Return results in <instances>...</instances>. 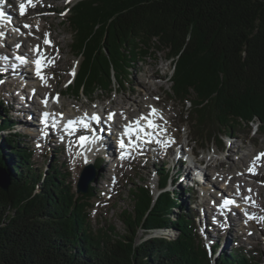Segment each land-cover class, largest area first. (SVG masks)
Instances as JSON below:
<instances>
[{"label":"trees","instance_id":"trees-1","mask_svg":"<svg viewBox=\"0 0 264 264\" xmlns=\"http://www.w3.org/2000/svg\"><path fill=\"white\" fill-rule=\"evenodd\" d=\"M70 10L72 49L83 58L71 96L124 87L133 62L167 52L170 96L189 102L200 149L222 147L223 134L232 137L254 120L264 134V0H79ZM13 124L0 114V132ZM18 136L9 132L0 145V166L12 180L0 188V264H264V251L242 246L214 257L218 244L209 252L194 205L185 208L166 188L167 164L157 197L148 183L130 187L132 206L120 214L125 232L95 228L94 179L78 193L57 164L34 167L35 152ZM161 228L177 237L152 234ZM141 229L151 235L138 242Z\"/></svg>","mask_w":264,"mask_h":264},{"label":"rangeland","instance_id":"rangeland-1","mask_svg":"<svg viewBox=\"0 0 264 264\" xmlns=\"http://www.w3.org/2000/svg\"><path fill=\"white\" fill-rule=\"evenodd\" d=\"M16 1L17 0H11V6L15 5V8L17 9L16 11L20 12V7L17 5ZM33 1L36 3L35 8L29 11L28 16L22 18V22L24 25H30L32 29H39V32L33 33L29 31V29H24V26L21 28L11 27V25L6 26L7 23H5L4 25L6 26L7 30H5L3 25V28L1 29L2 32H0L1 35H3V41L1 43L2 47H4L5 50L9 52L10 49H17L18 43L19 45L21 44L19 39H15L16 37L15 35H12L11 31L16 32L18 35L21 34L24 38H30V36L33 37L35 34H39L36 40H33L32 43L27 47L28 50L33 52L36 43L50 40V33L48 29L55 33L58 38V42H60V46L55 45L53 48L55 53L52 55V57H50V60H52V67L46 74L47 76L44 79L37 77L33 78L32 76L30 79L28 78V82L25 83V89L27 92L26 90L25 92L24 90L22 91V85H19L17 88L14 86L10 88L0 84V99L3 101V105L0 104L1 115L6 114L4 110H9L10 105L13 109H16L17 105L13 102V97L15 95L17 96V93H24L27 95L28 102L33 106V100L35 98L32 96V87L39 85V89L42 88L47 92V96L42 94L43 97L46 96V99L50 100L51 97L56 93L60 94L61 98L59 99L60 102L58 105L69 115H72L73 113H82V111H88V114L91 115L93 111L96 110H99V112L103 113L104 108L106 109V113L113 109L114 111H122L123 107L128 106L131 107L130 111L134 112V114H131L130 116L128 113L123 114L124 116L126 115L125 120L128 122V120L130 121L131 119L138 118L137 116L141 111L148 112L151 109V105L157 103L156 106L160 110V113L157 116L158 119H160L161 122L163 120L165 122L167 121L166 123L163 121L164 124H167L165 125L164 131L163 129L157 130L158 134L160 133L163 135L162 137L158 136L157 139L159 142H162L161 145H164L162 150L158 152L156 151V148H149V155H144L145 153L143 154L141 151H138L137 155L131 154V157L123 158L122 156H117L116 159H114L113 155L116 154L115 151L113 155L110 154L109 156H106V158H104L102 168H100L99 171H95L94 182L92 185L94 192L92 198L90 199V203L92 204L90 207V215L95 228L108 225L110 227H115V229L120 232H125L126 227L120 214L124 207L126 208L132 206V199L128 192L130 187L134 186L135 183L145 182L150 184L154 192L157 193V187L159 184L158 173L163 166L166 167V164L167 167L169 166L170 168H174V170L172 169V173L177 174V176H180L181 174L180 172L176 173V170H178L180 167L183 168L182 173H184V170L187 168V166L183 163V157L176 159L178 155L177 148L179 147L181 150L183 149L181 152L183 154L185 153L189 157H191L192 151L198 152V156L195 160L198 161L200 166L196 167L200 170L201 168L207 170L208 160L211 158L213 159L209 161L211 165L208 169H210L211 174L208 175V180L206 182L207 186L205 185L206 187H204L203 184H198L194 179L188 180L187 178L183 179L178 177L176 178L175 183L169 188H174L176 192H178L179 198L181 199L185 208L193 204L198 211V214L201 216V223L200 225L198 224V232L201 239L206 244L205 246H209L208 242L206 241H209L213 244L216 241L218 243L220 241L217 252L214 254L212 252L214 257L219 255L222 251L227 253L231 252L234 246H242L248 250H254L255 252L259 251V253L261 251L263 252L264 207L260 208L256 204L261 200L264 201V189L262 192H259L260 199L258 198L251 200L253 204L249 203L250 206L247 208V210L245 209L244 211L238 207L242 213L239 212L240 215H238L237 224L234 227L235 234L229 237V246H227L225 249H222L221 245L226 239V227L228 226V220L222 219V221H218L215 217L217 225L214 227L210 220V217L214 215L207 211L206 208V206L211 205L210 203L214 199L212 195L213 190L226 187L219 181L224 178L225 175L226 177L229 176L228 178L230 179L231 176L237 175L239 180H242L241 182L243 184L253 183L256 186L264 185V176L261 178L258 177V173L260 171L263 170L262 172H264V159L262 162H260L261 164L259 163L261 166L254 168L256 175L244 177V174H242L246 171H249V168H251L252 165L250 163L253 162L254 158L258 154L264 152V134L258 129L259 121H252L250 124L251 126H239L238 132L232 137L223 134L224 144L222 147H220L218 144L211 143L209 147L200 149V144L197 140H195L192 132L193 122L190 120V116H188L191 113V106L189 102L185 104L184 101L172 99L170 96L172 87L171 76L174 72L173 64L171 60L168 59L167 52L150 53V55L145 59L143 58L142 61L137 60L133 62V71H131L132 77H130V82H126L124 87L116 84L112 87L111 91H104L101 93V91L98 90V92L93 95V98H87L85 95L80 96V98L71 96L68 89L70 85L73 86L75 83L76 73L80 69V63L82 62L83 58L80 56H75L76 54H74L72 49L73 36L67 22V17L72 10L68 12L67 8L72 9L79 0H72L70 3H68L69 0H48V3L50 2L55 5V7L51 9L45 8L44 5L46 3L44 0ZM0 3L4 4V0ZM41 15H45L48 18L43 19L40 17ZM8 30L10 31L8 32ZM60 47H62L63 50H61ZM6 53L3 52L0 54L2 56ZM57 55L61 56L60 60L56 58ZM155 69H158L160 71L159 73L164 77L158 78V76H153ZM142 83H147L150 85L149 88L143 87ZM66 84L68 85L66 86ZM7 88H9L11 92L9 89L6 90ZM12 94L14 95L12 96ZM132 95L136 97L133 102L130 99ZM16 100L18 99H14V101ZM7 116L12 118L14 121L13 116ZM38 118H40V114L38 115ZM168 118L170 119L169 121L167 120ZM171 124H176L177 127L170 128ZM18 125L19 123L16 121L15 124L3 131L1 130V146H3L2 139L5 137V135L9 132H13L14 134L16 126L18 129ZM166 126L167 128L169 127V130H167ZM175 130H178L176 135L174 133ZM35 132L36 130L33 129L32 135L36 134ZM18 133L21 134V137L18 136V138L22 141L21 145H26L27 148L29 147L31 151L35 152L33 155L34 167L43 171L44 169L51 167L52 164H57L63 172L69 174L70 181L74 183L73 186L77 191V184L79 183L81 172L85 169L86 165L84 166L82 161V167L80 170L77 172L74 171L73 166L75 161H73L74 159L70 156V154H73L72 151L75 152L74 148H71L68 143L67 145H62L61 142L58 144L54 142V146V143L52 144V140L50 141L48 139V142H43L35 137L30 136L31 134L27 135L20 131H18ZM168 141L170 142L168 143ZM49 142L50 145H48ZM117 142V138L114 139L113 143L111 140L113 149H115V144ZM175 142H177V144H175ZM73 144L74 145L72 147L76 146V143ZM57 146H60L61 149H57ZM168 146L172 147V151L167 149ZM4 150L7 152L6 149ZM153 151L157 155H155ZM91 155L94 156V154ZM246 155L249 156L246 157ZM84 158L85 157H83V159ZM243 158L247 160L246 162L248 165L244 166L242 162ZM199 160H203L202 163L199 162ZM116 166L117 169H115ZM188 166H191V164ZM247 166H249V168H247ZM187 170L188 168L185 170V172H187ZM106 171L111 172L107 175L105 183L102 184V181H100L99 178L103 176ZM225 172L229 173L226 174ZM192 174H195V172ZM230 179L227 180L230 181ZM227 180L224 181L227 183ZM184 188L190 189L191 193L185 192ZM242 189H240V191ZM247 189L248 190H246V193H243L242 200L246 198V194H250L249 190L251 189ZM246 201L243 203L244 205L248 204V201ZM203 203L205 205H203ZM202 205L204 206V209L202 208ZM202 209L207 212L206 217H203ZM176 211H178V209H176ZM196 220L199 219L196 218ZM220 227H222V229ZM152 234L163 235L170 238L177 237V232L175 230H172L168 233L167 229L163 228L152 231ZM149 235L151 234H147L145 230H139L138 242H141L143 238Z\"/></svg>","mask_w":264,"mask_h":264},{"label":"bare ground","instance_id":"bare-ground-1","mask_svg":"<svg viewBox=\"0 0 264 264\" xmlns=\"http://www.w3.org/2000/svg\"><path fill=\"white\" fill-rule=\"evenodd\" d=\"M25 1L26 0H23V2H24V5H25V8H28V10L26 11V13L24 14V15H21L18 11H16L17 9L15 8V5H12L11 7H10V9H9V15H6V13L4 12V10L5 9H3L2 7H0V17H1V19H2V21H4L5 23H7L6 24V26H8V25H11V27H16V28H21L22 26H24V29H29V31H31V32H33V33H36V32H39V29L38 30H36V29H32L31 27H30V25H29V27H25V25L23 24V22H22V18H25L26 16H28V13H29V11H31L33 8H35V4L36 3H34L33 2V5H35V6H31L30 4H28V2H26L25 3ZM43 1V0H42ZM48 0H44V2L46 3L44 6H45V8H48V9H51V8H53V7H55V5L53 4V3H48L47 2ZM40 6V5H39ZM40 17H42L43 19H47L48 17L47 16H45V15H41ZM27 19V18H26ZM27 21V20H26ZM2 25V28H3V24H1ZM44 25V24H43ZM63 25V24H62ZM6 26L4 25V28H5V30H7V28H6ZM1 27V26H0ZM10 30H8V32H9ZM48 31H49V33H50V41L52 42V51H51V57H52V55H54V50H53V48L55 47V45H58V46H60V42H58V38H57V36L55 35V33H53V32H51L49 29H48ZM0 32H2V30H0ZM11 33H12V35H15V37H16V39L18 40H20L22 43H23V45L25 46V47H28L31 43H32V41L33 40H36V38H37V36L39 35V34H35L33 37H31L30 36V38H24L21 34H16V32H14V31H11ZM38 38H40V37H38ZM2 41H3V35H1V33H0V53H3V52H5L6 53V51L7 50H5V48L4 47H2ZM38 44L39 43H37L36 45H35V47L36 46H38ZM7 45H8V42H7ZM9 45H10V43H9ZM35 47H34V49H35ZM31 48V47H30ZM61 48V50H63L62 49V47H60ZM7 53H9V55H14V52L13 51H7ZM7 53L6 54H4V55H2L1 56V54H0V71H4L5 73V78H4V80L6 81L5 83L6 84H8V86L10 87V88H12L13 86L14 87H16L17 88V85H22V87H21V89H22V91L24 90V92H25V83L26 82H28L27 80H28V78L30 79L31 78V76L32 75H30V73L28 72V70L29 69H25V66H21V65H18V64H16V63H18L19 61H15L14 59H12V57H10V56H8L7 55ZM56 58L58 59V60H60L61 59V56L59 55H57L56 56ZM52 59V58H51ZM61 67V66H60ZM31 71V70H30ZM160 71L158 70V69H155V71L153 72V76H158V78H162V77H164L163 75H161L160 73H159ZM56 73V72H55ZM35 75V74H34ZM32 76L33 78L34 77H36V76ZM143 84V83H142ZM39 86V85H38ZM149 86L150 85H148L147 83H144L143 84V87H145V88H149ZM51 87V86H50ZM49 87V88H50ZM41 88V87H40ZM9 88H7L6 90H8ZM135 90V89H134ZM9 91H10V89H9ZM11 92V91H10ZM26 92H27V90H26ZM134 92V91H133ZM13 93V92H12ZM38 93L39 94H41V98H42V100H45V97L47 96L46 95V91H44L42 88L41 89H39L38 90ZM141 93V92H140ZM18 94V93H17ZM21 94H24V93H21ZM42 94H44V95H46L45 97H43L42 96ZM136 94V93H135ZM14 94H12V96H13ZM29 95V94H28ZM19 94L16 96H14L13 98L14 99H18L19 98ZM12 98V97H11ZM135 96H133L132 95V97H130V99H131V101L133 102L134 100H135ZM14 99H13V102L14 103H16L17 104V100L16 101H14ZM148 100V99H147ZM143 101V100H142ZM146 103V102H145ZM145 103H144V105H145ZM157 104V103H156ZM155 104V105H156ZM130 106V105H129ZM130 108L131 107H123L122 108V111H118L117 113V115L118 116H120V120L122 121V122H124L125 124H127V125H129V123L127 122V120H125V117H126V115L124 116L123 114H126V113H128V115L130 116L131 114H134V112H131L130 111ZM20 111H19V113H20V117L18 118L19 120V125H18V130L17 131H20V132H23V133H25V134H27V135H30V134H32V131H33V129H35V128H37L38 126H40V122H39V120H38V123H37V113H35L34 111H36V110H34V111H32V110H30V106L28 107V106H24V105H22V107L19 109ZM141 110V109H140ZM99 110H97V111H93V113H96V112H98ZM112 111V110H111ZM110 111V112H111ZM138 111V110H137ZM93 113H92V116H93ZM42 115V114H41ZM40 115V116H41ZM132 117H134V116H132ZM170 117V116H169ZM130 119V118H129ZM138 118H135V119H133V123H131L130 125H133V126H135L136 125V123H135V121L137 120ZM162 120V119H161ZM168 121L170 120L169 118L167 119ZM129 121V120H128ZM132 121V120H131ZM164 121V120H163ZM163 121H162V125L164 126V128H165V125H167V124H164L163 123ZM165 122V121H164ZM167 122V121H166ZM165 122V123H166ZM156 124H158V125H160L161 126V124L160 123H156ZM98 126H100V125H98ZM114 126H115V124H102V127L101 128H96V135H95V137H98L100 140H101V138L102 139H104V140H101V141H104L103 143L105 144L104 145V147H103V149L102 150H100L99 151V153H100V155L99 156H96V157H94L93 155H91V154H93L92 152H86V155L87 156H85V158L83 159V156H79L78 155V153L75 151H72L73 152V154H70V156L74 159L73 161H75L74 163V166H73V169H74V171L75 172H77L78 170H80V168L82 167L81 165H82V161H83V163H84V166L86 165V164H88V163H91L92 161H93V159H94V162L95 163H99V162H103L104 161V158H106V156H109L110 154H112L113 155V153H115V149H113V146H112V143L114 142V137H116V135H114V134H116L117 133V131H114ZM171 127H177L176 126V124H171L170 125V128ZM166 128H167V126H166ZM169 128V127H168ZM167 128V130H169ZM173 129V128H172ZM179 130V129H178ZM178 130H175L174 131V133H175V135L178 133ZM91 136H92V134H91ZM110 136V137H109ZM49 136H47V137H41V139L42 140H48L49 138H48ZM110 138H111V140H112V143H111V140H110ZM154 138H155V142H157V143H155L154 144V148L153 149H155L156 148V151H160V150H162L164 147V145H161L162 144V142H159L157 139H158V135H156V131L154 132ZM40 139V140H41ZM117 139H120V138H117ZM41 140V141H42ZM53 141V138H51L50 139V141ZM49 141V140H48ZM54 143V141L52 142V144ZM169 145V144H168ZM54 146H55V143H54ZM97 145L96 144H94L93 145V147H96ZM172 146V145H171ZM171 146H168V150L169 151H172V147ZM177 146H179V145H177ZM176 146V147H177ZM183 147V146H182ZM57 148V147H56ZM96 148H98V147H96ZM178 149V155H177V157H176V159H179V158H182L183 156H185L181 151H183V149L181 150L179 147L177 148ZM145 152V154L144 155H146V154H148L149 155V151H144ZM153 153L155 154V155H157L154 151H153ZM116 154H117V152H116ZM115 154V155H116ZM115 155H113V157L115 156ZM249 155H246V157H248ZM94 157V158H93ZM93 158V159H92ZM211 160H213L212 158L210 159V160H208V165H207V167L208 168H210V165H211V163H209V161H211ZM202 161L203 160H199V162H201L202 163ZM247 160L246 159H244L243 158V164H244V166L245 165H248V163L246 162ZM263 161V159H261V160H259V161H257L256 162V166H255V168H257L258 166H261L260 164V162H262ZM249 162V161H248ZM260 163V164H259ZM184 164H186V166H187V168H188V170H187V172H185V170L187 169H185L184 170V173H182L183 172V168H179L178 170H176V173L177 172H180L181 173V176L183 177V179H185V178H187L188 180H190L189 178H190V175L193 173V172H195V173H199V172H201L202 171V173H199V176H200V182H201V184H203V186H205L207 183V180H208V175L209 174H211V171H210V169H208L207 168V170H205V169H202L201 168V170L200 169H198L196 166H200L199 165V163H198V161H196V160H193L192 162H190V163H188V162H184ZM189 164H191V166H188ZM250 164H252V163H250ZM218 166V165H217ZM235 166H237V165H235ZM250 166V165H249ZM249 166H247V168H249ZM251 167H252V165H251ZM115 169H117V166H116V168ZM173 170H174V168H172ZM241 169V168H240ZM259 170V169H258ZM257 170V171H258ZM112 171V170H111ZM111 171H106L104 174H103V176H101L99 179H100V181H102V184H104L105 183V179L107 178V175L111 172ZM114 171V170H113ZM256 171V172H257ZM263 171V170H262ZM262 171H260L259 173H258V177L259 178H261V177H263L264 176V172H262ZM179 173V174H180ZM226 173V172H225ZM229 173V172H228ZM228 173H226V174H228ZM242 173V172H241ZM172 174H175V173H172ZM196 174V175H197ZM193 175V174H192ZM191 175V176H192ZM253 176V175H256V174H253V172H250V171H246V172H244V177H249V176ZM229 177V176H228ZM175 180H176V178L175 177H173L172 175H171V177H170V184H171V186L175 183ZM227 180V177H226V175H225V177L224 178H222L221 180H219L220 181V183H222V184H224L225 186H226V188L227 187H231V188H235L234 190L237 192V195H238V197H239V200H241L242 202H245L246 201V198L245 199H243L242 200V196H243V193H246V190H248L247 188H250L251 190H249V192H250V194H248V195H251V199H250V202H251V200H255V199H258L259 197H260V193L259 192H262V190L264 189V185H254L253 183H246V184H243L240 180H239V178L237 177V175H234V176H231V179H230V181H228L227 183L225 182V181ZM188 182V181H187ZM244 182V181H243ZM207 186V185H206ZM225 188V187H224ZM243 188V189H242ZM240 189H242L241 190V193H240ZM215 190H217V191H215ZM215 190H213V197H214V195L215 194H217V193H219V191H220V189H215ZM255 192V193H254ZM229 193H231V192H229ZM248 193V192H247ZM247 195V194H246ZM245 195V197H247ZM260 199V198H259ZM245 200V201H244ZM207 203V202H206ZM203 205H205L204 203H203ZM202 205V208L204 207ZM207 205V204H206ZM256 205H258L260 208H263L264 207V201H259ZM209 206V207H208ZM208 206H206V208H207V211H209L212 215H214L215 216V210H213L212 208H211V205H208ZM258 208V207H257ZM204 209V208H203ZM202 209V210H203ZM203 212V217H206V214H207V212H205L204 210L202 211ZM241 212V211H240ZM238 215H240L239 214V211H236V210H233L232 209V211L231 212H228V214H227V216L225 217V216H220L219 214L218 215H216V219L218 220V221H222V219H225V220H228V226L226 227V230H227V232H226V239L223 241V244L221 245V248L223 249H225L227 246H229V242H228V240H229V237L231 236V235H234L235 233V231H234V227H235V225L237 224V218H238ZM200 215L198 214L197 215V217L196 218H198L199 220H198V224L200 225ZM202 217V218H203ZM211 220V219H210ZM220 223V222H219ZM221 229H222V227H220ZM211 241H212V239H211ZM219 243H220V241H219ZM217 241L216 242H214V244H215V246H217L218 244H219Z\"/></svg>","mask_w":264,"mask_h":264},{"label":"snow or ice","instance_id":"snow-or-ice-1","mask_svg":"<svg viewBox=\"0 0 264 264\" xmlns=\"http://www.w3.org/2000/svg\"><path fill=\"white\" fill-rule=\"evenodd\" d=\"M0 2H3V0H0ZM28 2H29V4H32V0H28ZM33 6H35V5H33ZM24 12H25V5H24V4H21V5H20V14H21V15H24ZM25 27H29V25H25ZM44 43H46V44H50V41L45 40ZM36 51L39 52L40 49L37 48ZM42 60H43V57H41V59H38V60L36 61V70H37V75L40 76L41 79H44V77L41 75V68H42V66H43V65H42ZM73 74H74V73H73ZM45 115L47 116V114H45ZM114 115H115V114H109L108 119L111 120V119L113 118ZM151 115H156V109H154V108L152 109V111H151ZM92 119H93V120H96V121H99V120H100V117H99L98 115H93V116H92ZM161 119H162V117H161ZM140 120H147V121H148V126H149L150 128H154V129H155V128L158 127V125H156V124H155V123H154L149 117H146V116H141V117L139 118V120H137V121L135 122L136 125H137V127H139ZM81 123H83V121H81ZM69 126L71 127V124H70ZM85 127H87L86 124H85ZM129 132H131V129H129ZM83 139H84V138L82 137L81 140H83ZM124 147H125L124 143L121 142V148H124ZM122 158H123V157H122ZM261 159H264V152L258 154V155L254 158V160H253V162H252V167L249 168V171H250V172H253V174H255V172H254V168H255V166H256V162L259 161V160H261Z\"/></svg>","mask_w":264,"mask_h":264},{"label":"water","instance_id":"water-1","mask_svg":"<svg viewBox=\"0 0 264 264\" xmlns=\"http://www.w3.org/2000/svg\"><path fill=\"white\" fill-rule=\"evenodd\" d=\"M95 170L94 165L86 166L85 169L82 170L79 183L77 184L78 193H86L88 191V185H90L91 181L94 179ZM11 181L10 173L5 167L0 166V188L8 190Z\"/></svg>","mask_w":264,"mask_h":264}]
</instances>
